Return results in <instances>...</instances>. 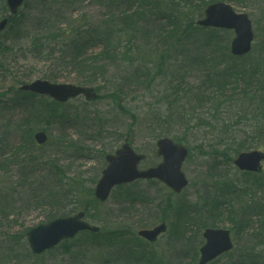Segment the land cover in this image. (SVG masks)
Here are the masks:
<instances>
[{
	"label": "rangeland",
	"instance_id": "rangeland-1",
	"mask_svg": "<svg viewBox=\"0 0 264 264\" xmlns=\"http://www.w3.org/2000/svg\"><path fill=\"white\" fill-rule=\"evenodd\" d=\"M103 1L30 0L19 13L28 18L26 34L7 30L0 36V264H199L206 225L228 229L235 245L209 264H264V169L248 174L233 164L242 143L264 151V90L246 79L251 89L238 86L229 98H216L207 84L210 69L189 68L177 75V62L203 56V36L181 35L176 42L170 34L174 20L166 17L178 15L187 24L200 18L208 3H230L253 23V50L242 63L264 67V0H147L152 7L159 2L160 8L138 19L131 30L117 19L109 25L117 34L116 57L107 58L108 66L99 74L103 88L96 90L98 100L79 96L51 113L42 108V97L23 94L20 81L55 72L59 83L78 84L68 59L58 60L66 56L68 35L40 49L32 48L27 33L38 26V14L59 21L63 32L77 28L78 22L108 26ZM7 14L6 0H0V19ZM227 34L221 35L220 51H209L220 57L221 67L214 72L230 64L221 57L227 39L229 49L233 38L232 32ZM105 44L89 43L96 51ZM167 44L173 48L165 49ZM173 87L182 89L173 94ZM32 102L39 107L36 115ZM37 131L47 133L45 144L35 143ZM162 132L178 136L190 150L182 168L189 184L182 193L160 181L142 180L116 187L107 201L97 203L94 188L107 165L105 156L129 140L146 157L140 169L155 166L161 161L156 141ZM53 190L61 195L57 202L41 199L43 191H52L54 199ZM260 209L262 214L250 212ZM78 211H86L87 219L101 227L98 237L80 234L42 255L31 252L26 236L30 228ZM162 222L168 229L155 243L136 237L140 229ZM131 234L138 240L134 244L127 243Z\"/></svg>",
	"mask_w": 264,
	"mask_h": 264
},
{
	"label": "water",
	"instance_id": "water-1",
	"mask_svg": "<svg viewBox=\"0 0 264 264\" xmlns=\"http://www.w3.org/2000/svg\"><path fill=\"white\" fill-rule=\"evenodd\" d=\"M23 3L24 0H7L9 16L0 21V32L7 27L10 16H14ZM200 24L234 28L237 37L232 44L233 53L240 55L250 49V43L253 38L251 23L245 15L235 14L230 6L224 4L209 6L206 10V18L200 21ZM21 88L49 95L60 102H65L80 94H84L89 100L96 97L93 89L68 84H55L40 79ZM36 138L40 144L47 140L44 132H39ZM158 144L161 153L165 156L164 162L160 166L147 171L138 170V164L144 156L136 154L129 145H124L122 149L117 151L116 155L108 156L109 165L104 170L103 177L96 186V197L101 201H105L115 185L133 182L138 178H159L175 191H181L187 184L185 175L181 172V166L187 155V150L182 145L174 144L170 139H162ZM262 157L257 152L242 154L236 163L241 167L255 168ZM83 217L84 213H79L71 217L53 220L29 230L27 235L32 251L36 254L42 253L64 239L75 237L78 232L85 229L99 230L97 227H92L84 222L82 220ZM165 228V225H161L151 231H141L140 234L150 240H154L159 233L165 231ZM204 236L207 239V243L201 249L202 258L200 264H206L233 247L229 231L207 229L204 232Z\"/></svg>",
	"mask_w": 264,
	"mask_h": 264
},
{
	"label": "trees",
	"instance_id": "trees-1",
	"mask_svg": "<svg viewBox=\"0 0 264 264\" xmlns=\"http://www.w3.org/2000/svg\"><path fill=\"white\" fill-rule=\"evenodd\" d=\"M30 0H26L25 7L29 5ZM79 0H73V3H78ZM130 1V2H129ZM138 0H104L102 2L105 7H107L108 10V17L110 18L108 26L103 27L101 26H87L81 22H78V27L73 28L71 31L63 32L64 28L63 26L60 27V23H57L59 21L53 20L52 17H45L43 15L38 14V19L36 20L37 27L33 29V31L28 32L27 35L31 38V45H33L32 48L35 46H38L40 49L42 48L43 44H50L51 40H56L59 36L62 35H68L67 39L64 40L65 46L67 48L66 52H64L63 57H59L58 60H60L62 63H65V61L68 59V63L73 71L77 73V77H73L75 81H77L79 84L82 85H97V76L98 74H102L104 72V69L107 68V63H105L106 59L112 60V55L116 57L114 54V51L117 49L116 46H114L115 39L114 36L116 33H114L109 25L112 20L117 19L120 24L123 23L122 26H125L128 30H131L129 26L135 24L138 19L146 18V13L143 11L140 12L139 9H134L137 5ZM129 2V6H128ZM149 12H157L156 8L149 7ZM168 19L173 18V25L172 29L173 31L170 32L171 35H173L175 38V41H179L181 35L185 36H192L193 38L199 39L203 36L202 39V47L204 49L203 56L201 57H192L188 62L184 61L182 63L177 62L175 65L178 67L176 74L177 75H184L185 71L189 68H197V69H203V70H209L206 74L207 76V84L213 86L214 95L216 98L219 97H226L229 98L231 95L234 94V92L237 90L239 84H241V81L239 82V77L244 74L245 67H241L239 65H234V63H231L230 61H235V59H229L226 58L230 64L222 67L220 70H217L214 72V68L221 67L219 66V58L215 56L214 54L209 53V51L216 46H219L220 39L216 36L218 33L217 30H206L202 29L194 24V22L184 24L182 19L179 18L178 15L166 16ZM28 18L24 17L23 14L20 16H15L14 19L10 21V25L8 28V34L16 32L19 33H25L26 34V24H27ZM119 24V25H120ZM62 31V32H59ZM44 34L46 36H44ZM170 36V35H169ZM96 40L97 43L101 41L107 42V44L104 45V49H101L99 53H97L96 50L95 54H89V51L92 49L89 47L90 41ZM64 44V43H63ZM5 48V47H4ZM173 48V44H167L165 49H171ZM0 49L2 50V46L0 44ZM69 50V51H68ZM68 53H70L68 55ZM161 59L159 60V65H164V55L163 52L161 53ZM51 56V55H50ZM104 58V61H101L100 58ZM133 64V63H132ZM212 69V70H211ZM157 72V69L154 73ZM133 76H136L137 78H140V74L134 73ZM246 76H252L249 70H246ZM254 76L256 77L255 82H257L258 88L260 90H264V79L262 76ZM46 78L52 79V80H59V77L57 73L53 72L52 75H45ZM149 77V76H148ZM258 77V78H257ZM253 78V77H252ZM251 78L252 81H254ZM151 80V77L149 78ZM23 81V80H22ZM21 82V81H20ZM140 82V81H139ZM243 87L246 89H251L250 82L243 84ZM175 89V87H173ZM179 89H185V84L182 85V88L178 87ZM176 88L172 93H176ZM117 90V89H116ZM187 90V87L186 89ZM196 90H202L201 87L196 88ZM118 91V90H117ZM121 92V91H118ZM28 95V94H27ZM26 95V96H27ZM32 98L33 95H29ZM213 99V98H212ZM211 99V100H212ZM41 102H46L43 104L42 108H47L51 113H53V109H56L57 107L62 106L61 104H58L54 101H47L46 99H40ZM34 102V101H33ZM33 113L36 115L38 114V105L37 103H33ZM158 124L161 126L163 123L161 120L157 121ZM27 131V130H26ZM26 135L28 137V141L30 144L33 145L32 142V136L31 133L28 134L26 132ZM163 135V134H162ZM178 140L179 137H174ZM54 199L50 197L52 194V191H43V194L41 196L42 200L47 201L48 203H54L57 202L59 198H61V195L56 194V192L53 190ZM261 213V212H260Z\"/></svg>",
	"mask_w": 264,
	"mask_h": 264
}]
</instances>
